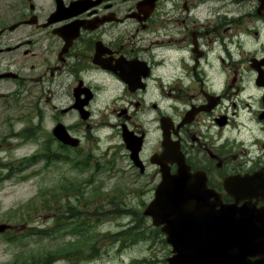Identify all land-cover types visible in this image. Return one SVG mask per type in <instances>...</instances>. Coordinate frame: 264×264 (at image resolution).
<instances>
[{
	"label": "flooded vegetation",
	"instance_id": "flooded-vegetation-1",
	"mask_svg": "<svg viewBox=\"0 0 264 264\" xmlns=\"http://www.w3.org/2000/svg\"><path fill=\"white\" fill-rule=\"evenodd\" d=\"M24 67L37 113L76 116L92 136L110 116L115 151L154 191L165 166L217 209L264 218V0H0V89L22 86ZM59 125L81 146L78 123ZM54 129L48 143L80 148Z\"/></svg>",
	"mask_w": 264,
	"mask_h": 264
},
{
	"label": "rangeland",
	"instance_id": "rangeland-1",
	"mask_svg": "<svg viewBox=\"0 0 264 264\" xmlns=\"http://www.w3.org/2000/svg\"><path fill=\"white\" fill-rule=\"evenodd\" d=\"M22 73V86L0 89V225L11 227L0 235V264H168L172 248L144 216L159 180L134 176L115 151L120 139L112 137L110 116H95L94 136L86 138L80 118L43 105L37 113L29 68ZM58 121L81 126L79 149L47 144ZM49 151L55 161L46 160Z\"/></svg>",
	"mask_w": 264,
	"mask_h": 264
},
{
	"label": "water",
	"instance_id": "water-1",
	"mask_svg": "<svg viewBox=\"0 0 264 264\" xmlns=\"http://www.w3.org/2000/svg\"><path fill=\"white\" fill-rule=\"evenodd\" d=\"M55 135L66 145L75 147L80 145V141L72 138L62 125L57 126ZM163 173L164 181L157 189L156 199L146 208L144 214L152 217L155 226H163L162 231L167 235V242L172 245L175 254L176 252L197 251L193 259L175 255L169 259L170 264H193V262L210 264L211 255L225 260L227 253L228 255L238 253L240 256L245 254L243 262L238 264H264V218L257 217V220L260 221L258 229L261 232L258 233L256 228L254 232L255 222L249 210L222 206L219 211L213 208L215 209L213 212L212 209H209L210 207L208 208L210 202L204 204L206 198L200 193L196 200L199 201V206L204 208L199 214H194V218L190 221L187 214L192 212L195 201L193 195L189 194L192 185L194 186V183H191L192 179L189 174H180L176 178V176H168L166 170H163ZM185 203L189 207L184 206ZM183 206L185 211L182 210ZM197 228L212 229V232H208V234L216 237L217 241L213 242L216 248H213L212 242L208 246V243L199 244L186 241L185 237L192 236ZM7 229H9L8 225H0V234ZM245 239L247 242H243ZM203 245L205 248H201ZM233 245L240 246V248L234 252ZM257 252L261 258L250 262L247 255L254 257L255 254H258Z\"/></svg>",
	"mask_w": 264,
	"mask_h": 264
},
{
	"label": "bare ground",
	"instance_id": "bare-ground-1",
	"mask_svg": "<svg viewBox=\"0 0 264 264\" xmlns=\"http://www.w3.org/2000/svg\"><path fill=\"white\" fill-rule=\"evenodd\" d=\"M191 190V189H190ZM190 192V191H189ZM189 194H191V193H189ZM200 194V192L199 193H197V194H195V195H193V198H194V204H193V208H192V212H189L188 214H187V218H189L190 219V221L192 220V218H194V214H199L202 210H199V209H197V207L195 206V205H199L198 203H199V201H197L196 200V197H197V195H199ZM183 202V201H182ZM179 205V204H178ZM184 206H186V207H189V205L188 204H184ZM184 206H183V208H182V210H184ZM199 210V211H198ZM185 211V210H184ZM194 212H196V213H194ZM193 213V214H192ZM186 218V219H187ZM178 230H180V227H178ZM213 245V248H216V246H215V244L213 243L212 244ZM237 247H239L240 248V246H236V245H233L232 246V249H234V248H237ZM233 261V260H232Z\"/></svg>",
	"mask_w": 264,
	"mask_h": 264
},
{
	"label": "trees",
	"instance_id": "trees-1",
	"mask_svg": "<svg viewBox=\"0 0 264 264\" xmlns=\"http://www.w3.org/2000/svg\"><path fill=\"white\" fill-rule=\"evenodd\" d=\"M54 158H57V157H55V156H51V157H50V160H52V159H54ZM8 178H9V177H8ZM43 233L46 234L47 232L43 231ZM42 260H44L45 262H47L46 257H43Z\"/></svg>",
	"mask_w": 264,
	"mask_h": 264
}]
</instances>
